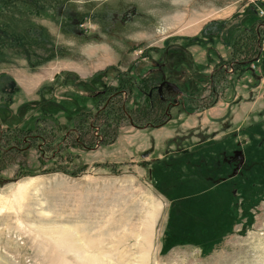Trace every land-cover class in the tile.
I'll return each mask as SVG.
<instances>
[{
  "label": "rangeland",
  "instance_id": "1",
  "mask_svg": "<svg viewBox=\"0 0 264 264\" xmlns=\"http://www.w3.org/2000/svg\"><path fill=\"white\" fill-rule=\"evenodd\" d=\"M53 35L120 57L30 99L0 74V264H264V0H0L1 66ZM156 62L183 91L170 118L135 88L115 110L163 125L117 113L90 130L92 95ZM49 104L60 128L41 122L45 146L25 148L16 134ZM81 110L86 147L65 138Z\"/></svg>",
  "mask_w": 264,
  "mask_h": 264
},
{
  "label": "crops",
  "instance_id": "2",
  "mask_svg": "<svg viewBox=\"0 0 264 264\" xmlns=\"http://www.w3.org/2000/svg\"><path fill=\"white\" fill-rule=\"evenodd\" d=\"M188 20L186 19L185 23ZM139 33L143 41L150 39L148 37L150 33L147 29L144 32L139 30ZM70 36L72 35L64 36L65 39L62 42L57 41V37L54 35L53 37L47 36L46 38L49 40L45 42V45L37 53H32V55H35L32 57L29 54L20 57L14 56L13 58L16 60L13 61L9 59L10 55L5 58L6 66H1L0 64V74H6L14 82L18 83L25 96L30 99V97L34 98L42 85L54 82L62 73L76 74L85 79L109 65L111 57L117 59L120 57L119 52L110 55V51L107 49L109 47L103 46L96 51L90 45L84 47L85 49L77 48L79 43L73 42L74 40ZM74 38L75 40L83 39L81 35ZM88 42V40H84V44H88ZM0 91L4 92L7 90H3L1 87Z\"/></svg>",
  "mask_w": 264,
  "mask_h": 264
},
{
  "label": "trees",
  "instance_id": "3",
  "mask_svg": "<svg viewBox=\"0 0 264 264\" xmlns=\"http://www.w3.org/2000/svg\"><path fill=\"white\" fill-rule=\"evenodd\" d=\"M248 63H250V62H247V60H242V61L236 62L234 64V66L236 68L243 67V66L247 65ZM153 65H154V67L152 69H148L147 70V72H148V77L147 78L148 79H142V80H140V82L139 81H135L133 79H127L122 74L121 75L119 74L118 75L119 76L118 77L119 78L118 79L119 80V82H118V89L116 90L117 96H115L116 95L115 94L114 97H112L111 99H110V97L114 94V93H112V91H114V89L112 90L111 88L104 89L102 91L96 92L95 95H92L93 96L92 97L93 98L92 100L94 101V97H95V98H97V102L93 105L94 106V109H95V114H92V117L94 119V123H92V124L89 125V129L90 130L93 129V128L94 129L97 128L96 127V121L98 119H103L104 120V126L108 130V127H110L109 121L110 120H113V118H112L113 115L114 114H117V113H119V115L120 114L125 115L126 118L131 122V125L132 126H134L135 128L141 129L142 127L136 126V124L134 122V119L131 118V116H130L127 108H126V104H124L120 108H118V111H116L115 108H114V106H112V103L114 102V99L116 97H122V94L123 93H126L127 95H130L133 92V89H135V88H138L137 90H139L141 92L142 96L144 98H146V100H148V102H150L152 105L153 104L160 105L161 108H163V110H164L161 113L162 119L163 120H165V119L167 120V115L164 113L165 110H166V107L162 104L161 100L158 99V98H156V97L150 98V96H149V91L151 90V86L153 85L154 81H156V79H157V76L152 73V70H154L156 67H160V66L167 65V64L165 62H156ZM105 72L106 71L97 73L96 76L97 75H101V74H103ZM217 73H218V71H216V70L213 71L212 78L210 80L211 84H213V88H215V86H214L215 85V76H216ZM67 75H69V74L65 73V76H67ZM0 77H2V76H0ZM6 77H8V76H6ZM80 83H82V82H80ZM140 83H141V85H139ZM15 90H16V88H15ZM15 93H16V91H15ZM182 93H183V91H182ZM6 94L9 96V93L8 92H6ZM74 99H76V101L70 103L69 105H71V106H69V107L67 105L64 106L65 107L64 108V113L67 114V112H69V109H67V108H70L71 107L70 109H74V107H77V105H78V98L75 96ZM109 99H110L109 104L106 106L105 103ZM87 102H88V100H87ZM102 102H104V104L103 105H100ZM54 108H55V104H49L48 107H47V111H45L46 113L43 114V115H40V116H38L36 118V120L34 122V126L32 128H28V127L27 128H23V129L20 130L19 134H16L17 135V137H16L17 141L20 139L19 140V143L21 142V144L25 148L28 147L26 145L27 144L26 140H30V143L33 144L32 146H34V144H36L37 147L42 142H45L46 140H45V137L43 136V134H45L46 132L49 133L50 131H55L54 130L55 128L52 125H55L56 128L57 127L60 128V124H59L58 119H57V117L55 115L56 113L55 114L53 113V109ZM71 111H73V110H71ZM85 114L86 113L82 112V110H81L78 114L77 113L75 114V117L74 118L71 117V119L74 120L73 121V123H74L73 125H76V129L80 133L82 132V130L80 128V125L81 126H84V127H87L86 126L87 125V121L86 120L88 118L87 119L84 118L85 117ZM41 122H43V124L44 123H48L49 124V122L51 123L50 125L46 126V128H44V130L46 132H42L41 131V129H40ZM160 125H163V124H160ZM160 125L154 126L152 124H149L147 126H150L152 128H155V127H159ZM0 127H1V124H0ZM50 127H51V130L49 129ZM101 131L102 130L100 129V132ZM4 137H5V134L4 133L3 134H0V142H1V140ZM37 142H39V143L37 144ZM76 142L78 144H82L80 142V140L79 141H76ZM17 144H16L15 147H13L10 150L15 151V152L16 151L17 152L21 151V148ZM0 147H1V145H0ZM82 147H86V145L85 144H82ZM43 158H46L45 153H43Z\"/></svg>",
  "mask_w": 264,
  "mask_h": 264
},
{
  "label": "flooded vegetation",
  "instance_id": "4",
  "mask_svg": "<svg viewBox=\"0 0 264 264\" xmlns=\"http://www.w3.org/2000/svg\"><path fill=\"white\" fill-rule=\"evenodd\" d=\"M166 69H167V65H163L160 67H156L154 70H152V73L157 76V79H156V81H154L153 85L151 86V90L149 91V96H150V98L156 97V98L161 100L162 104L166 107V111L164 113L167 115V119H168V118H170L169 110L172 107L180 104V99L183 97V93L181 95H178L173 89L168 87L167 83H173V84H176V83L172 82L171 79L169 78V76H167L166 71H165ZM178 88L180 89L179 86H178ZM181 92H182V90H181ZM122 97L127 98V94L123 93ZM176 100H177V103H175ZM124 104H126V103H124ZM130 124H131V122H130ZM148 127L152 128L150 126H145V127H142L141 129H145ZM72 128L73 129H71L66 134L65 138L66 139L69 138V136H70L69 134H76V136L79 137L76 141H79L82 132L81 133L78 132V130L76 129V125H74V127H72ZM91 130L96 131L95 134H101L99 128H95V129L93 128ZM3 133L4 132L2 130V127H0V134H3ZM96 136H98V135H96ZM26 142H27L26 145L28 146L27 148L30 149L33 144L30 143V140H26ZM45 144H46V142H42L39 145V147L42 148V145L45 146ZM58 148H60V145ZM56 153L54 154L55 156L57 155Z\"/></svg>",
  "mask_w": 264,
  "mask_h": 264
},
{
  "label": "water",
  "instance_id": "5",
  "mask_svg": "<svg viewBox=\"0 0 264 264\" xmlns=\"http://www.w3.org/2000/svg\"><path fill=\"white\" fill-rule=\"evenodd\" d=\"M167 85L169 88L173 89L178 95L182 94L181 90L178 88V86L176 84L167 83ZM175 103H177V100L175 101Z\"/></svg>",
  "mask_w": 264,
  "mask_h": 264
},
{
  "label": "bare ground",
  "instance_id": "6",
  "mask_svg": "<svg viewBox=\"0 0 264 264\" xmlns=\"http://www.w3.org/2000/svg\"><path fill=\"white\" fill-rule=\"evenodd\" d=\"M80 259H82V258H80Z\"/></svg>",
  "mask_w": 264,
  "mask_h": 264
}]
</instances>
